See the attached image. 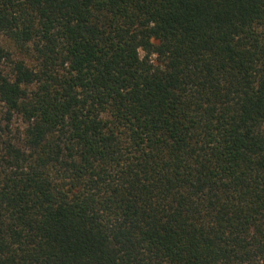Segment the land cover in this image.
<instances>
[{
  "label": "trees",
  "instance_id": "16d2710c",
  "mask_svg": "<svg viewBox=\"0 0 264 264\" xmlns=\"http://www.w3.org/2000/svg\"><path fill=\"white\" fill-rule=\"evenodd\" d=\"M0 103V264H264V0H0Z\"/></svg>",
  "mask_w": 264,
  "mask_h": 264
},
{
  "label": "rangeland",
  "instance_id": "374dc122",
  "mask_svg": "<svg viewBox=\"0 0 264 264\" xmlns=\"http://www.w3.org/2000/svg\"><path fill=\"white\" fill-rule=\"evenodd\" d=\"M3 110H4L3 105L0 103V117L2 116ZM16 125H20V124L17 123Z\"/></svg>",
  "mask_w": 264,
  "mask_h": 264
}]
</instances>
